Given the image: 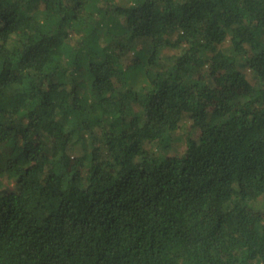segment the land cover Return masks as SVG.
<instances>
[{"label":"trees","instance_id":"1","mask_svg":"<svg viewBox=\"0 0 264 264\" xmlns=\"http://www.w3.org/2000/svg\"><path fill=\"white\" fill-rule=\"evenodd\" d=\"M0 264H264V0H0Z\"/></svg>","mask_w":264,"mask_h":264},{"label":"rangeland","instance_id":"2","mask_svg":"<svg viewBox=\"0 0 264 264\" xmlns=\"http://www.w3.org/2000/svg\"><path fill=\"white\" fill-rule=\"evenodd\" d=\"M181 147H183V145Z\"/></svg>","mask_w":264,"mask_h":264}]
</instances>
